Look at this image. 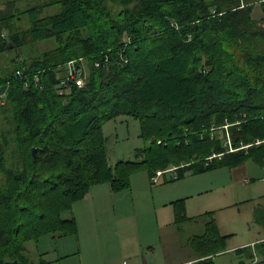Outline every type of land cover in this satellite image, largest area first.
I'll return each mask as SVG.
<instances>
[{"label": "trees", "instance_id": "16d2710c", "mask_svg": "<svg viewBox=\"0 0 264 264\" xmlns=\"http://www.w3.org/2000/svg\"><path fill=\"white\" fill-rule=\"evenodd\" d=\"M255 7L264 13L258 0H0V58L13 56L0 67V264L75 234L64 213L94 185L264 164ZM119 116L139 121L143 156L110 165L102 128ZM214 225L203 246L224 240ZM253 251L264 262V241Z\"/></svg>", "mask_w": 264, "mask_h": 264}, {"label": "rangeland", "instance_id": "374dc122", "mask_svg": "<svg viewBox=\"0 0 264 264\" xmlns=\"http://www.w3.org/2000/svg\"><path fill=\"white\" fill-rule=\"evenodd\" d=\"M263 14L254 8V16ZM12 57L0 58V67ZM102 131L110 165L142 159L138 120L119 116ZM254 160L248 158L238 173L218 168L186 172L178 180H172L178 175L173 170L151 177L141 169L130 177V188L119 192L108 183L94 185L64 213L75 219L76 233L28 242L24 264H174L206 255L210 264H264L246 251L230 250L264 236V164ZM209 220L215 224L213 239L224 240L203 246L196 237L205 234Z\"/></svg>", "mask_w": 264, "mask_h": 264}, {"label": "crops", "instance_id": "0c3cea01", "mask_svg": "<svg viewBox=\"0 0 264 264\" xmlns=\"http://www.w3.org/2000/svg\"><path fill=\"white\" fill-rule=\"evenodd\" d=\"M258 1H264V0H258ZM238 168H242L241 170H244V168H246V163L242 164L241 166H239ZM236 173L238 172H241L240 171H236V170H239V169H234ZM161 177V176H160ZM246 183H249L248 180H246ZM170 203V202H169ZM168 213V212H167ZM175 214V213H174ZM169 215V214H168ZM261 241H264V236L262 237H259L257 238L256 240H251L250 242L246 243V244H243L242 246H239L240 248H237V247H230V250L234 249L235 251H237L238 249H241V251H246V255H251L253 251V246L256 244V243H259ZM254 257H259L258 255H255L254 254ZM260 259V257H259ZM261 260V259H260ZM193 261H196V259H187L185 261H181V262H178V263H174V264H191ZM129 264H135L134 262L132 263H129ZM137 264H140V262L138 261ZM254 264V263H253Z\"/></svg>", "mask_w": 264, "mask_h": 264}, {"label": "built area", "instance_id": "2783aa9c", "mask_svg": "<svg viewBox=\"0 0 264 264\" xmlns=\"http://www.w3.org/2000/svg\"><path fill=\"white\" fill-rule=\"evenodd\" d=\"M79 74H80V73L78 72L77 75L79 76ZM72 78L76 80V84H77L78 86H83L84 81H83V79H82L81 77L76 79V78H74V76H72ZM171 170L174 171L175 168H174V169H171ZM162 173H163L162 171H157V172H156V175H157V176H160V175L162 176ZM175 177H177V176H175ZM154 180H156V179H154Z\"/></svg>", "mask_w": 264, "mask_h": 264}, {"label": "water", "instance_id": "95a60500", "mask_svg": "<svg viewBox=\"0 0 264 264\" xmlns=\"http://www.w3.org/2000/svg\"><path fill=\"white\" fill-rule=\"evenodd\" d=\"M33 157L35 156V149H32ZM6 264H17V261L14 262H7Z\"/></svg>", "mask_w": 264, "mask_h": 264}]
</instances>
